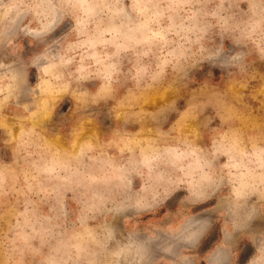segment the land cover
I'll list each match as a JSON object with an SVG mask.
<instances>
[{
    "label": "clouds",
    "instance_id": "1",
    "mask_svg": "<svg viewBox=\"0 0 264 264\" xmlns=\"http://www.w3.org/2000/svg\"><path fill=\"white\" fill-rule=\"evenodd\" d=\"M0 264H264V0H0Z\"/></svg>",
    "mask_w": 264,
    "mask_h": 264
}]
</instances>
